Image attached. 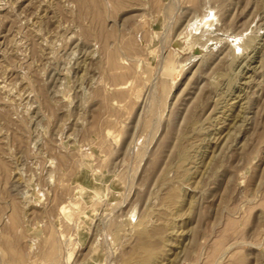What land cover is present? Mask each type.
Returning <instances> with one entry per match:
<instances>
[{
	"label": "rangeland",
	"instance_id": "1",
	"mask_svg": "<svg viewBox=\"0 0 264 264\" xmlns=\"http://www.w3.org/2000/svg\"><path fill=\"white\" fill-rule=\"evenodd\" d=\"M89 1L0 0V264H264V0Z\"/></svg>",
	"mask_w": 264,
	"mask_h": 264
},
{
	"label": "bare ground",
	"instance_id": "2",
	"mask_svg": "<svg viewBox=\"0 0 264 264\" xmlns=\"http://www.w3.org/2000/svg\"><path fill=\"white\" fill-rule=\"evenodd\" d=\"M80 1V5H81V8L82 9H88V7H91V2L89 1V0H79ZM123 1V0H122ZM128 1V0H127ZM136 1V0H135ZM94 2V1H93ZM126 2V1H125ZM132 2V1H131ZM116 3V2H115ZM117 4V3H116ZM118 5V4H117ZM116 5V6H117ZM100 6H101V4H100ZM98 8V7H97ZM117 9V8H116ZM98 10V9H97ZM96 10V11H97ZM95 11V10H94ZM93 11V12H94ZM101 11H103V9H101ZM99 12H100V10H99ZM93 14V13H92ZM98 14V13H97ZM207 20V19H206ZM93 34V33H92ZM208 35V34H207ZM104 37V36H103ZM208 38V37H207ZM132 40V39H131ZM125 43V42H124ZM177 45H180L181 46V44L180 43H178L177 42ZM130 47V46H129ZM118 52V51H117ZM107 53H108V59H107V63L108 64H111L110 66H112V64L114 63V62H116V61H114L115 60V53H114V51H112V50H110L109 52L107 51ZM188 59V58H187ZM121 61V60H120ZM114 65V64H113ZM114 67V66H113ZM138 68V67H137ZM115 75V74H114ZM103 77V76H102ZM117 77V75H115V78ZM5 85V84H4ZM4 85H0V87H3ZM5 87V86H4ZM40 94V93H39ZM100 96V95H99ZM41 97V96H40ZM106 102V101H105ZM134 103V102H133ZM1 112V111H0ZM3 113V112H2ZM47 143V142H46ZM183 156V155H182ZM63 158V157H62ZM61 159V158H60ZM63 161V160H62ZM60 191V190H59ZM77 192V191H76ZM81 192V191H80ZM77 193H79V191L77 192ZM180 192H177L175 189L174 190H170L168 193H167V195L165 196V199H166V202H167V205H174V206H180V204H181V202L184 200V198H181V196H180V194H179ZM55 195H57V194H55ZM56 198V197H55ZM87 198V197H86ZM63 202H64V200H63ZM62 202V203H63ZM65 204V203H64ZM18 205V204H17ZM69 205H71L72 207L74 206L72 203H70L69 202ZM53 206V205H52ZM61 206V208L60 209H62L63 210V207L64 206H62V205H60ZM68 207V205L64 208L65 210H67L66 208ZM17 209V208H16ZM168 209V208H167ZM21 209H17V211L15 212L16 213V215L15 216H13V218L15 217L16 218V220H15V218L13 219L14 221V223H16L15 221H18L17 219H19L20 218V211ZM179 210V209H178ZM15 211V210H14ZM57 211H59V210H57ZM170 211V210H169ZM173 212V211H172ZM14 213V212H13ZM59 213V212H58ZM70 214V217H71V219L72 218H74L73 216H71L72 215V213H71V211L69 212ZM180 214V213H179ZM66 215V214H65ZM69 215H66V216H69ZM74 215V214H73ZM77 216H80V214H78ZM162 216V215H161ZM52 217V216H51ZM62 217V216H61ZM21 219V218H20ZM41 219V218H40ZM79 219V218H78ZM78 219H76L77 221H78ZM168 220V219H167ZM166 220V221H167ZM40 221V220H39ZM66 221V220H65ZM73 221H75V220H73ZM81 221V220H80ZM164 222V223H162V224H159V225H156V226H153V227H148V228H145L143 231H140L141 233H140V237H141V246H143V249L142 248H140V249H142V252H140L141 254H140V257H139V255H137V258H139L138 260H132V259H127L126 258V260H125V262L123 261V263L122 264H153V263H155L156 261H157V259L159 260V257L162 255V251H161V249L158 251V250H155V246H154V243L151 241V238H152V236H155V235H160L161 237H163V234H165L164 233V230H165V228L167 227V226H169V224H168V222ZM66 222H68V221H66ZM71 223L72 222H70L69 224L71 225ZM77 223V222H76ZM17 224V223H16ZM67 224V223H66ZM69 224H67V225H69ZM123 224V223H122ZM74 225V224H73ZM77 225V224H76ZM14 226V225H13ZM14 227H12V229H13ZM167 229H168V227H167ZM169 230V229H168ZM12 231H14V230H12ZM115 232V231H114ZM170 235V234H169ZM61 236H63L64 237V235H61ZM172 236V235H171ZM65 237H66V235H65ZM169 237V236H168ZM168 237L167 238H164L165 240H168ZM48 238V237H47ZM46 238V239H47ZM63 239V238H62ZM139 239V238H138ZM164 239H163V241H164ZM170 239H172V238H170ZM64 240L65 241H67L65 238H64ZM51 242V241H50ZM68 242V241H67ZM138 242V241H137ZM166 242V241H165ZM172 242V241H171ZM171 242H169V244L171 243ZM47 243V241L45 242V244ZM58 243V242H57ZM164 243V242H163ZM43 244V243H42ZM139 244V243H138ZM165 244V243H164ZM8 245H10V244H8ZM47 245V244H46ZM167 245V244H166ZM43 246H44V244H43ZM48 246V245H47ZM58 246V245H57ZM157 246V245H156ZM10 247V246H9ZM16 247V246H15ZM50 247V246H49ZM54 247V246H53ZM136 247V246H135ZM140 247V246H139ZM162 247V246H161ZM45 248V247H44ZM137 248V247H136ZM40 249V248H39ZM139 249V248H138ZM43 250V249H42ZM137 250V249H136ZM50 252V251H49ZM68 253V252H67ZM137 253V252H136ZM135 255V254H134ZM19 257V256H18ZM129 257H131V256H129ZM68 258V257H67ZM14 259H15V257H14ZM13 261V260H12ZM155 261V262H154ZM159 261H161V260H159ZM163 261V260H162ZM17 263V262H16ZM158 263V262H157ZM160 264V263H159Z\"/></svg>",
	"mask_w": 264,
	"mask_h": 264
}]
</instances>
